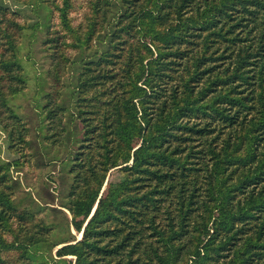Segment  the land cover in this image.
I'll list each match as a JSON object with an SVG mask.
<instances>
[{"label": "trees", "instance_id": "obj_1", "mask_svg": "<svg viewBox=\"0 0 264 264\" xmlns=\"http://www.w3.org/2000/svg\"><path fill=\"white\" fill-rule=\"evenodd\" d=\"M71 5L49 3L60 42ZM93 8L113 20L98 39L102 49L72 60L75 78L64 84L79 124L66 126L71 156L54 159L62 163L60 202L37 192L28 194L37 208L21 210L10 175L19 162H0V264L13 251L24 264H52L58 246L66 264L67 256L73 264H264V0H104ZM13 9L0 0L9 149L27 141L11 102L30 78L19 45L28 28ZM52 57L60 75L68 62ZM55 96L44 94V121L72 108L51 109ZM113 169L120 175L104 194ZM45 205L67 223L44 221L37 235L18 224Z\"/></svg>", "mask_w": 264, "mask_h": 264}, {"label": "rangeland", "instance_id": "obj_2", "mask_svg": "<svg viewBox=\"0 0 264 264\" xmlns=\"http://www.w3.org/2000/svg\"><path fill=\"white\" fill-rule=\"evenodd\" d=\"M9 4L13 10H18L19 20L28 28L24 31L20 39L21 58L24 66L26 67L29 75L27 88L14 98L11 104L16 108L27 126L28 135L26 143L9 149L8 143V129L12 126V120L7 118V115L1 114L0 108V162H10L14 164L16 161L19 164L10 168L11 184L15 189V198L19 202V207L23 210L24 207L30 209L37 208V204L32 201V196H38L37 192H45L47 196L45 201L55 203L58 206L60 196V176L62 175V163L55 162L54 159H63L64 157L71 156L69 141L67 137V128H77L79 122L75 115L76 109L72 105V100L67 101L65 83H69L75 78L73 73L72 60H80L82 57L88 58L90 55L100 51L99 37L104 35L106 26L113 20V16H105L102 11L96 12L94 6H102L104 0H71L72 5L68 11L70 31L64 34L60 42L59 36L64 32L61 21L58 17L59 12L50 10L52 3L63 4V0H50L49 3L41 2V0H3ZM51 23L50 30L48 31V24ZM56 41L54 44L59 45V49H49V43H46L48 38ZM78 37L80 39H78ZM91 37L87 49L80 50L77 46L80 41L86 40ZM129 37V36H127ZM58 40V41H57ZM51 46L52 42L50 43ZM56 51L63 61H67V67L59 74H54V65L56 61L52 57V53ZM70 62V63H69ZM120 64H117L119 67ZM59 78V79H58ZM54 80H61L55 82ZM60 83V84H59ZM59 84V86H58ZM73 87V86H72ZM61 90V101L58 99V89ZM54 92L56 100L50 102V108L57 110L58 102L69 107L66 110L68 113L64 115V111H56L55 119L50 121L43 120V111L41 106L48 101V98H43L46 92ZM66 100V102H64ZM75 103V102H74ZM73 103V104H74ZM67 109V107L65 108ZM61 112V113H60ZM70 113V114H69ZM72 124H71V123ZM71 124V125H69ZM45 138L46 136H52ZM15 141L18 134L15 135ZM55 142V143H53ZM71 142V141H70ZM72 143V142H71ZM66 144V145H65ZM63 145L64 148L62 147ZM20 146V147H19ZM44 148V149H43ZM44 152L45 155L42 153ZM70 154V155H69ZM120 175V171L113 169L108 172L107 182L103 187L104 194L107 192L108 182L115 180ZM102 192V193H103ZM28 194H33L31 197ZM54 196V197H53ZM53 204L49 205L52 206ZM46 206V205H45ZM67 211V210H66ZM69 217L71 214L67 211ZM63 220V221H62ZM62 222L64 216L61 211H55L51 207H45L43 212H38V215L33 220L28 222L18 223L27 224L24 230L36 233L37 224L42 225L45 222ZM73 229V228H72ZM63 232H57L58 237L63 235ZM74 235L80 239L82 234H78L73 229ZM48 235V233H47ZM23 235H21L22 237ZM12 238V237H10ZM8 238V239H10ZM23 238V237H22ZM55 238V235H51ZM60 246L53 249V258L49 257L48 261L52 264H66L60 261L56 256V251ZM7 262L10 264L16 260L15 264H24L27 262L25 258L21 257L17 252H9L7 255ZM63 260V259H62ZM67 261L73 264L76 260L74 256H67ZM58 262V263H57ZM62 262V263H61ZM13 264V263H12Z\"/></svg>", "mask_w": 264, "mask_h": 264}]
</instances>
